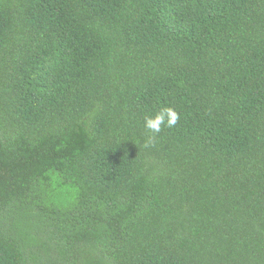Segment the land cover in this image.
<instances>
[{
  "label": "trees",
  "instance_id": "trees-1",
  "mask_svg": "<svg viewBox=\"0 0 264 264\" xmlns=\"http://www.w3.org/2000/svg\"><path fill=\"white\" fill-rule=\"evenodd\" d=\"M0 264H264V0H0Z\"/></svg>",
  "mask_w": 264,
  "mask_h": 264
},
{
  "label": "clouds",
  "instance_id": "clouds-1",
  "mask_svg": "<svg viewBox=\"0 0 264 264\" xmlns=\"http://www.w3.org/2000/svg\"><path fill=\"white\" fill-rule=\"evenodd\" d=\"M179 119V114L171 107H166L162 109L154 117L145 118V128L148 129L151 133H159L162 129V125L167 127H173L176 125ZM152 137H149L146 145L151 143Z\"/></svg>",
  "mask_w": 264,
  "mask_h": 264
}]
</instances>
